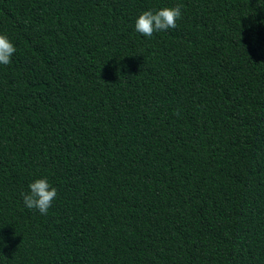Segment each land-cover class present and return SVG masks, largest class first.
Masks as SVG:
<instances>
[{"label":"trees","instance_id":"obj_1","mask_svg":"<svg viewBox=\"0 0 264 264\" xmlns=\"http://www.w3.org/2000/svg\"><path fill=\"white\" fill-rule=\"evenodd\" d=\"M0 34V264H264V0H0Z\"/></svg>","mask_w":264,"mask_h":264},{"label":"clouds","instance_id":"obj_2","mask_svg":"<svg viewBox=\"0 0 264 264\" xmlns=\"http://www.w3.org/2000/svg\"><path fill=\"white\" fill-rule=\"evenodd\" d=\"M181 18L182 12L179 5L156 11H143L135 21V30L145 37H151L154 32L175 29L177 20ZM15 52L14 44L7 36L0 34V64L9 65ZM28 189L22 194L24 205L29 209L38 210L41 215H47L57 197V189L50 185L47 178L34 180L28 185Z\"/></svg>","mask_w":264,"mask_h":264}]
</instances>
